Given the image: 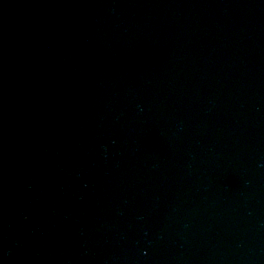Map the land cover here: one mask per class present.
<instances>
[{"label":"water","instance_id":"water-1","mask_svg":"<svg viewBox=\"0 0 264 264\" xmlns=\"http://www.w3.org/2000/svg\"><path fill=\"white\" fill-rule=\"evenodd\" d=\"M0 264H264V0H0Z\"/></svg>","mask_w":264,"mask_h":264}]
</instances>
